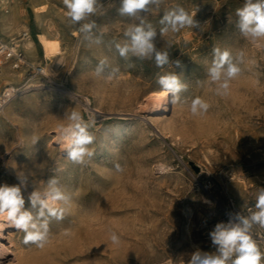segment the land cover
I'll list each match as a JSON object with an SVG mask.
<instances>
[{
    "label": "rangeland",
    "instance_id": "1",
    "mask_svg": "<svg viewBox=\"0 0 264 264\" xmlns=\"http://www.w3.org/2000/svg\"><path fill=\"white\" fill-rule=\"evenodd\" d=\"M243 3L150 6L143 19L157 31L177 6L200 24L158 35L157 48L170 58L158 68L154 58L125 59L116 50L127 28L140 23L119 15L120 0H100L91 40L70 22L63 0H4L0 37L19 45L26 62L44 66L47 75H34L28 65L14 69L9 60L10 71L0 69V98L14 90L0 100V185H18V175H28L22 188L28 207V195L56 177L69 200L58 202L59 219L48 218L43 247L25 244V233L0 216V264H189L197 249L215 251L209 232L255 202L264 183V38L252 42L240 34L235 13ZM44 34L55 48L49 69ZM23 39H31L30 49ZM214 49L228 51L234 63L243 53L223 94L207 77ZM105 59L108 66L97 76ZM113 68L119 71L111 74ZM169 73L187 86L180 95L188 103L171 105L168 96L160 112L148 96L162 90L158 78ZM194 98L208 109L193 115ZM73 111L95 121L88 146L94 154L82 164L66 157L60 136L70 123L64 113Z\"/></svg>",
    "mask_w": 264,
    "mask_h": 264
},
{
    "label": "clouds",
    "instance_id": "2",
    "mask_svg": "<svg viewBox=\"0 0 264 264\" xmlns=\"http://www.w3.org/2000/svg\"><path fill=\"white\" fill-rule=\"evenodd\" d=\"M100 0H63L67 10L66 15L72 24L79 25V32L84 38H93V29L96 27L92 17L98 11ZM161 0H120L119 15L140 18V23L130 25L124 35L126 41L123 44L116 43L115 48L122 58L127 59L130 55L140 60L153 59L155 65L163 67L170 62L169 53L160 51L156 46L158 35L169 30L175 32L185 26L192 29L200 28L195 19L196 14H190L183 7L167 12L161 19L163 27L157 31L146 24L143 16L149 13L150 6H158ZM236 27L240 34L251 39L252 42L264 38V0H244L243 6L236 9ZM97 37L95 43H101ZM214 59L207 70L209 82L217 84V92L227 90L228 81L234 78L240 71L237 64L242 60L243 53L233 62L228 51L213 50ZM177 67L180 61H175ZM107 60H101L95 68L97 76L103 74L107 67ZM113 68L111 74L118 72ZM158 84L168 94L169 103H188V98H182L181 93L186 91L187 86L183 84L176 73L159 76ZM208 104L200 98L191 99L190 110L193 115L206 111ZM70 123L61 129V140L66 144L65 155L73 163L82 164L85 157H92L93 151L89 149L95 137L89 131L91 123L83 121L79 112L71 114L64 113ZM18 185H0V216L15 226L16 229L25 233V244L33 243L43 247L47 242L49 232V217L60 218L62 209L58 208V202L67 203L69 196L62 190L60 182L56 177H51L46 182L43 191L34 190L28 197L29 206L22 193L28 183V175H18ZM256 211L249 216L240 212L231 214L227 222H219L209 232L212 246L215 251H202L197 249L190 256L189 264H264V252H261L257 242L253 239L251 230L254 225L264 227V188H261L255 204ZM113 243H119L116 234H112Z\"/></svg>",
    "mask_w": 264,
    "mask_h": 264
},
{
    "label": "built area",
    "instance_id": "3",
    "mask_svg": "<svg viewBox=\"0 0 264 264\" xmlns=\"http://www.w3.org/2000/svg\"><path fill=\"white\" fill-rule=\"evenodd\" d=\"M0 60H9L12 63V67L14 69H19L23 65H28L30 69L34 72V75H42L46 76V70L41 65H35V64H29L26 62L24 53L22 49L19 47V45L15 44L14 42L7 41L0 37ZM10 97L9 92H6L3 94V96L0 98L2 102H5L6 99ZM264 188V183H263ZM255 202L249 203L245 208L243 209H237L231 214L240 212L244 216H249L251 212L256 211L255 208ZM230 214V215H231ZM229 215V216H230ZM229 216L227 219L224 220V222H227L229 219ZM251 234L253 236V239L256 240L257 245L260 249V244L264 241V227H260L259 225H254Z\"/></svg>",
    "mask_w": 264,
    "mask_h": 264
},
{
    "label": "bare ground",
    "instance_id": "4",
    "mask_svg": "<svg viewBox=\"0 0 264 264\" xmlns=\"http://www.w3.org/2000/svg\"><path fill=\"white\" fill-rule=\"evenodd\" d=\"M3 2H4V0H0V5H2L3 4ZM39 9H41L42 8V6H39L38 7ZM7 11V10H6ZM5 11V12H6ZM24 13V12H23ZM2 14V13H1ZM14 16H15V14L13 15V17H11L12 18V20H13V22L15 21V18H14ZM0 17H2V19H4V21H5V18H6V16L5 15H3V16H0ZM11 20V21H12ZM7 22V21H6ZM11 24V23H10ZM2 31V30H1ZM44 45H45V48H46V52H47V55H48V57L51 59V62L48 64V69L50 68V64H52V62L54 61V59H55V56H54V53H55V48H54V42H53V39L50 37V36H48L47 34H44ZM27 38H29V37H27ZM20 40V39H19ZM22 46H24V48H26V49H30L31 47H32V41H31V39H23V40H21V43H20ZM34 45V44H33ZM35 53V52H34ZM12 64V63H11ZM44 67V66H43ZM0 69L2 70V71H5V72H9L10 71V69H9V64H8V61H4V60H0ZM44 69H45V67H44ZM47 69V70H48ZM4 73V72H3ZM6 92H9V94H10V97L12 96V94L14 93V90H12L11 88H8V89H6L3 93H2V95H1V97L3 96V94H5ZM76 93V92H75ZM9 97V98H10ZM149 99H152V100H154V101H156V104H157V106H158V109H157V111H160V112H165L166 111V109H167V106H166V103H165V100H166V98L168 97V94L162 89V90H158V91H152L150 94H149ZM8 98V99H9ZM8 99H6L5 100V102L8 100ZM238 178V177H237ZM239 179V178H238ZM90 220V219H89ZM0 226H2V223L0 222Z\"/></svg>",
    "mask_w": 264,
    "mask_h": 264
}]
</instances>
